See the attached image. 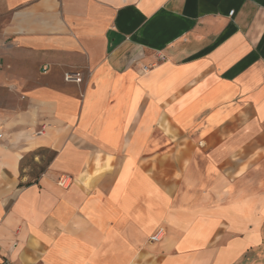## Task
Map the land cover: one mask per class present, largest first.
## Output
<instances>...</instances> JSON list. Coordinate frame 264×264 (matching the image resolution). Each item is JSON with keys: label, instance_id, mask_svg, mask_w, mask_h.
<instances>
[{"label": "crops", "instance_id": "1", "mask_svg": "<svg viewBox=\"0 0 264 264\" xmlns=\"http://www.w3.org/2000/svg\"><path fill=\"white\" fill-rule=\"evenodd\" d=\"M0 10V263L264 264V0Z\"/></svg>", "mask_w": 264, "mask_h": 264}, {"label": "rangeland", "instance_id": "2", "mask_svg": "<svg viewBox=\"0 0 264 264\" xmlns=\"http://www.w3.org/2000/svg\"><path fill=\"white\" fill-rule=\"evenodd\" d=\"M9 15L2 12L0 10V32L7 22ZM3 71V67L0 65V72ZM15 108V100L14 98L7 92L5 87L2 85V81L0 80V128L2 125V120L5 111L13 110ZM37 155L42 159L41 163H37L34 161L33 157H29L26 160V167L29 169L28 173L30 174V182H34L37 177L41 175L42 172L45 171L47 164H49L52 154L50 152L40 150L37 152Z\"/></svg>", "mask_w": 264, "mask_h": 264}, {"label": "built area", "instance_id": "3", "mask_svg": "<svg viewBox=\"0 0 264 264\" xmlns=\"http://www.w3.org/2000/svg\"><path fill=\"white\" fill-rule=\"evenodd\" d=\"M231 14H233V12ZM47 71H48V68H45L44 73H47ZM82 79H83V75L80 72H76V71H70L64 75V81L66 83H72V84L78 85L82 82ZM0 137H2V135H0ZM161 234H162V230L152 238L153 241H159L161 239V236H160ZM0 264H10V263L2 262Z\"/></svg>", "mask_w": 264, "mask_h": 264}]
</instances>
